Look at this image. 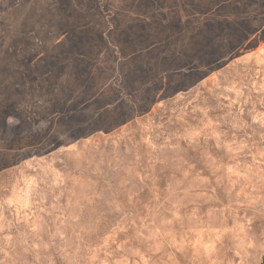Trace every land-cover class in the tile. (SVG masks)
I'll use <instances>...</instances> for the list:
<instances>
[{"label": "rangeland", "instance_id": "1", "mask_svg": "<svg viewBox=\"0 0 264 264\" xmlns=\"http://www.w3.org/2000/svg\"><path fill=\"white\" fill-rule=\"evenodd\" d=\"M0 264H264V0H0Z\"/></svg>", "mask_w": 264, "mask_h": 264}]
</instances>
